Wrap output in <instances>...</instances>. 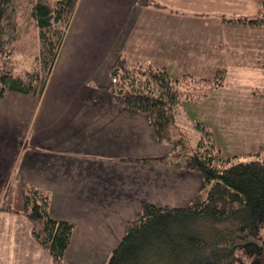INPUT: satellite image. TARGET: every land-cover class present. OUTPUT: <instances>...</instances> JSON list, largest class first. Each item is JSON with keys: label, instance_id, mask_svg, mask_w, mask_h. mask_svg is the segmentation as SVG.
Listing matches in <instances>:
<instances>
[{"label": "crops", "instance_id": "0c3cea01", "mask_svg": "<svg viewBox=\"0 0 264 264\" xmlns=\"http://www.w3.org/2000/svg\"><path fill=\"white\" fill-rule=\"evenodd\" d=\"M148 2L78 0L42 94L0 89V198L19 181L45 191L50 217L74 224L65 258L80 264V255L107 260L145 202L184 206L202 184L197 172L128 160L172 149L146 113L112 100L117 56L162 64L173 77L226 67L225 89L182 110L226 153L264 145V96L249 93L264 92V27L223 22L211 12L222 0ZM35 244L25 217L0 213V264H53Z\"/></svg>", "mask_w": 264, "mask_h": 264}, {"label": "trees", "instance_id": "16d2710c", "mask_svg": "<svg viewBox=\"0 0 264 264\" xmlns=\"http://www.w3.org/2000/svg\"><path fill=\"white\" fill-rule=\"evenodd\" d=\"M78 0H0V89L42 94ZM148 5V0H138ZM264 4V2H263ZM254 18H226L239 26H264V6ZM225 67L211 77L115 58L109 69L114 102L148 115L157 140L169 154L129 157L144 164L172 165L202 177L198 192L184 206L145 202L128 223L105 264H264V145L240 156H225L209 126L191 121L194 139L180 121L183 101L197 103L223 87ZM250 94L263 97L253 89ZM243 157H251L241 161ZM50 197L19 181L0 198V212L25 217L32 240L53 264H80L65 258L74 224L49 215Z\"/></svg>", "mask_w": 264, "mask_h": 264}, {"label": "rangeland", "instance_id": "374dc122", "mask_svg": "<svg viewBox=\"0 0 264 264\" xmlns=\"http://www.w3.org/2000/svg\"><path fill=\"white\" fill-rule=\"evenodd\" d=\"M202 2L203 1L198 2L199 8H203L204 6H206V5L202 4ZM263 2H264V0H222V3L216 2L215 6L212 7L211 12L214 13L215 11L216 12L218 11L223 16H225L226 18H239V17L254 18L257 15V12H258L257 10H258L259 6H261V5L264 6ZM82 18H84V17H82ZM263 27L264 26L258 27V28H263ZM67 40H69V34H68ZM259 63H261V65L264 67V61H260ZM159 65H162V64H159ZM162 66H164V65H162ZM225 69H226V67H225ZM226 75H227V69H226ZM226 75H225V79H226ZM225 82L226 81L224 80L223 87H221L220 89H217L216 91H221V90L225 89V87H226ZM253 89H256V88L249 89V93ZM259 90H262V89H259ZM252 96H254V95H252ZM254 97H257V96H254ZM180 125L181 126L184 125V127L182 129L188 136H190L191 141H192L194 139L195 135H194V132L192 130L191 120H189L187 118L186 120L180 121ZM217 146L220 148L222 154L225 156H240L241 155L240 152L234 153L233 150H231L229 153H226L224 151L225 147L223 144L222 145L217 144ZM250 159H251V157H243L241 159V161H248ZM35 245H37V244H35ZM40 249L42 251H45L42 248H40ZM45 253H46L45 256L49 257V255L47 254L46 251H45ZM103 257L104 256L89 257V256L80 255L78 258H80V260L85 264H99V262H101L103 259V264H104V262L106 260V256L104 258Z\"/></svg>", "mask_w": 264, "mask_h": 264}]
</instances>
